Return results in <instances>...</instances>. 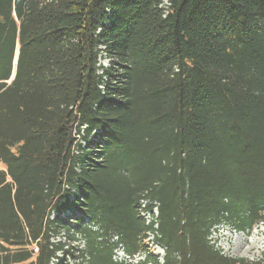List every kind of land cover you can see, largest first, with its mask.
I'll list each match as a JSON object with an SVG mask.
<instances>
[{
	"label": "trees",
	"instance_id": "1",
	"mask_svg": "<svg viewBox=\"0 0 264 264\" xmlns=\"http://www.w3.org/2000/svg\"><path fill=\"white\" fill-rule=\"evenodd\" d=\"M0 164V264H264V0H0Z\"/></svg>",
	"mask_w": 264,
	"mask_h": 264
},
{
	"label": "rangeland",
	"instance_id": "2",
	"mask_svg": "<svg viewBox=\"0 0 264 264\" xmlns=\"http://www.w3.org/2000/svg\"><path fill=\"white\" fill-rule=\"evenodd\" d=\"M99 62L107 66V62L102 57ZM0 165L1 169L2 164ZM210 241L215 243L222 254L227 257L243 258L250 262L264 260V224L256 225L251 232H239L231 226L216 227L211 234ZM160 251L162 249L159 246L154 248L156 254H160ZM136 261L139 259H134L133 263Z\"/></svg>",
	"mask_w": 264,
	"mask_h": 264
},
{
	"label": "built area",
	"instance_id": "3",
	"mask_svg": "<svg viewBox=\"0 0 264 264\" xmlns=\"http://www.w3.org/2000/svg\"><path fill=\"white\" fill-rule=\"evenodd\" d=\"M143 215H144V217H145V219H146V222L148 223V222L150 221V219H149V217H148V214H147V213H144ZM154 215H156V210H154ZM77 237H78V236H77ZM78 239H80V238L78 237ZM148 239L151 241L152 237L150 236ZM76 244H78L81 248H82V246H83V244H82L81 242H76ZM151 245H152V244H151ZM156 246H157V245H154V244H153V246H152L153 251H154V248H155ZM33 251L36 253L37 250H36V249H33ZM154 253H155V252H154ZM155 254H156V253H155ZM157 255H158V259H159L160 261H162L163 252L160 251V254L157 253ZM114 259H115V260H122V259H127V258L123 255V253H122L121 251H117V252L115 253ZM135 259H142V258H135ZM67 262H68L69 264H73V262H70L69 260H67Z\"/></svg>",
	"mask_w": 264,
	"mask_h": 264
}]
</instances>
